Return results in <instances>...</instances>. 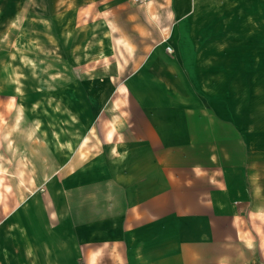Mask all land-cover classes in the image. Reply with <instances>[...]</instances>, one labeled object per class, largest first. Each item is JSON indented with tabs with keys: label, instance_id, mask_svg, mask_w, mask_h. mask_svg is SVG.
Here are the masks:
<instances>
[{
	"label": "crops",
	"instance_id": "1",
	"mask_svg": "<svg viewBox=\"0 0 264 264\" xmlns=\"http://www.w3.org/2000/svg\"><path fill=\"white\" fill-rule=\"evenodd\" d=\"M39 1L0 0V48L45 49ZM56 1L85 87L72 126L33 121L47 145L16 135L59 163L26 198L0 169V264H264V0ZM12 67L0 112L40 110Z\"/></svg>",
	"mask_w": 264,
	"mask_h": 264
},
{
	"label": "rangeland",
	"instance_id": "2",
	"mask_svg": "<svg viewBox=\"0 0 264 264\" xmlns=\"http://www.w3.org/2000/svg\"><path fill=\"white\" fill-rule=\"evenodd\" d=\"M36 1L37 0H29L30 17L34 18H36V15H31V13L37 9ZM57 2L58 1L56 0L39 1L45 18L44 39L46 45L44 46L45 49H43L44 52L42 50L41 53L36 54V47L31 45V48H28L27 50L24 49L22 58H18L17 56L20 55L18 49L21 47H14L11 52L10 49L6 52L4 51L5 48H0L1 82L6 81L4 79L6 69L10 70L12 68L13 71L12 66L22 65L23 74L26 76V80L24 81L25 84L31 83V78L34 81L37 79V76H35L37 70L42 75L39 76L40 79L38 80V83H42L43 85L39 84V87L42 88V90H40L42 95L40 96V103L42 104L40 110L29 111L27 113L24 108L17 103L16 98L11 97L7 102L6 109L7 111L12 112V114L10 113L5 117V115L0 112V146L5 145L7 152H9L14 158L13 160L9 154L0 151V169L9 172L18 191L19 179L23 180V191H19L22 198L30 197L39 193L41 191L42 181L44 182L48 177L47 173L50 172L51 169H54L52 167L54 166L53 163L59 162L52 161L50 150H48L50 152L48 153L41 149L38 150L33 146L27 147L29 150L25 147H19L18 144L20 142L18 141L20 140L18 139L17 144L15 141L16 135L23 132L28 143L37 141L44 143L39 131L34 129L33 121H44L46 125H51V123L56 122L63 128L64 126H69L68 123H71L72 126V87H85L84 73L81 72V66H72V48L68 47V44L65 43L63 33H60V29L63 27H60L57 21H60L61 18L54 15L53 8L56 7ZM61 2L65 3L67 0L65 2L61 0ZM68 20L69 17L67 18V21ZM15 23L20 25V18H18ZM0 25L3 26V23ZM43 53L45 57L41 60ZM38 54H41V57L39 56L40 58H38L42 63L38 62L35 66L33 62L38 59ZM13 55L14 59L12 61ZM19 61L21 64H19ZM105 63L108 66L109 60L107 57H105ZM83 66L84 65H82V69ZM75 69H80L79 71L82 74V78L77 79L76 81L74 80L75 82L73 81L72 83V72H74ZM28 85L33 87L32 83ZM128 92L129 89L126 85H119L117 94L110 105L112 111L119 110L120 105L126 101L123 95L128 94ZM117 116L118 114L114 113L107 122V125H115L114 120L117 119ZM27 120L30 122L29 124L27 123ZM63 130H68V128ZM35 146L37 147V145ZM29 151L33 153V158ZM18 172H21L20 176L18 175ZM35 179V185L31 186L33 185L31 183H34Z\"/></svg>",
	"mask_w": 264,
	"mask_h": 264
},
{
	"label": "bare ground",
	"instance_id": "3",
	"mask_svg": "<svg viewBox=\"0 0 264 264\" xmlns=\"http://www.w3.org/2000/svg\"><path fill=\"white\" fill-rule=\"evenodd\" d=\"M34 129L39 131V123H35V122H34ZM111 133H112V129L108 132L107 135L110 136ZM42 140H43L44 144L47 145V140H46V138L42 136ZM20 174H21V172H18V175H19V176H20ZM22 184H23V180H22V179H19L18 188H19L20 192L23 191V189H22V186H23V185H22ZM0 195H1V194H0ZM19 231H20V230H19Z\"/></svg>",
	"mask_w": 264,
	"mask_h": 264
},
{
	"label": "built area",
	"instance_id": "4",
	"mask_svg": "<svg viewBox=\"0 0 264 264\" xmlns=\"http://www.w3.org/2000/svg\"><path fill=\"white\" fill-rule=\"evenodd\" d=\"M131 1H132V3H133L134 5L141 6V5H146V4H148V3H150V2L153 1V0H131ZM168 50H169V51H172V49H171L170 47H168Z\"/></svg>",
	"mask_w": 264,
	"mask_h": 264
}]
</instances>
